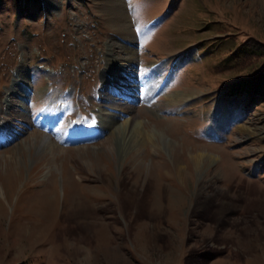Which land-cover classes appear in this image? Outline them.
Instances as JSON below:
<instances>
[{"label": "rangeland", "instance_id": "obj_1", "mask_svg": "<svg viewBox=\"0 0 264 264\" xmlns=\"http://www.w3.org/2000/svg\"><path fill=\"white\" fill-rule=\"evenodd\" d=\"M22 263L264 264V0H0Z\"/></svg>", "mask_w": 264, "mask_h": 264}, {"label": "bare ground", "instance_id": "obj_2", "mask_svg": "<svg viewBox=\"0 0 264 264\" xmlns=\"http://www.w3.org/2000/svg\"><path fill=\"white\" fill-rule=\"evenodd\" d=\"M115 1H116V0H115ZM115 6H116V5H114L113 8H116ZM118 9H120V8L117 7V9H116L119 13H118V12L115 13L116 10L114 9V10H115V11H114L115 14H114L113 19L116 18L115 20H117V19H118L117 17H119V16L123 18V19H119V20L122 21V23H121L119 26L121 27V30L124 31L125 28H126V29L128 28V22L126 21V17H127V16H126V14H125L121 9H120V10H118ZM111 14H113V13H111ZM118 22H119V21H118ZM128 38H129V37H128ZM128 40H129V39H128ZM132 40H133V39H132ZM129 41H130V40H129ZM42 140H43V139H42ZM42 140H41V141H42ZM42 142H43V141H42Z\"/></svg>", "mask_w": 264, "mask_h": 264}, {"label": "trees", "instance_id": "obj_3", "mask_svg": "<svg viewBox=\"0 0 264 264\" xmlns=\"http://www.w3.org/2000/svg\"><path fill=\"white\" fill-rule=\"evenodd\" d=\"M17 1V0H16ZM22 264H25V263H22Z\"/></svg>", "mask_w": 264, "mask_h": 264}]
</instances>
